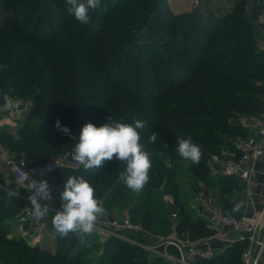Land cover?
<instances>
[{"label":"trees","instance_id":"trees-1","mask_svg":"<svg viewBox=\"0 0 264 264\" xmlns=\"http://www.w3.org/2000/svg\"><path fill=\"white\" fill-rule=\"evenodd\" d=\"M34 1L25 0L30 6L20 13L14 0H0V93L3 99L5 93L14 96L16 105L34 103L17 134L0 126V144L39 168L66 150L72 159L85 123L99 127L110 123V117L129 124L142 120L140 143L150 153L152 168L139 193L120 180L126 164L115 157L93 170L79 165L51 171L45 180L60 194L69 176L83 177L106 213L125 210L157 235L171 233L170 210L176 209L181 229L192 239L208 237L216 229L175 181L177 164L184 160L176 150L177 137L191 138L202 155L199 164L186 160L188 170L218 187L225 212L240 215L246 204L243 182L214 174L210 160L213 154L234 151L242 138L236 137L249 136L243 119L261 117L264 111V18L255 33L249 0H222L215 8L211 0H199L192 10L176 13L165 0H100L87 25L67 12L65 0ZM255 10L264 12V0L255 3ZM42 22L50 26L42 28ZM57 119L71 136L56 130ZM153 133L157 141L150 143ZM164 194L172 196L171 203ZM22 201L14 196L7 205L0 201V264H167L163 257L113 236L98 239L104 250L85 256L91 245L72 233L57 234L55 249L24 243L1 226L2 218L20 210ZM199 264H242L241 245Z\"/></svg>","mask_w":264,"mask_h":264},{"label":"built area","instance_id":"built-area-1","mask_svg":"<svg viewBox=\"0 0 264 264\" xmlns=\"http://www.w3.org/2000/svg\"><path fill=\"white\" fill-rule=\"evenodd\" d=\"M195 1L196 4L199 2V0ZM5 109V106L0 105V116ZM70 154V150H66L43 166L35 168L28 166L24 158L18 157L16 153L0 145V163L7 176L15 183L13 189L8 187L6 189L12 195L28 200L31 193L26 189L32 179L45 180L48 172L77 167ZM262 156H264V111L256 132L247 138L238 139L234 151L230 154L211 156L210 164L217 169V172L235 176L243 182L241 193L246 196L247 201L240 215H231L225 212L212 192L209 193L202 188L196 195L193 205L216 229V232L208 237L192 239L181 229L179 213L176 209L170 210L172 226L168 236L153 234L141 223L129 217L116 218L107 213L98 218L94 232L103 238L113 236L126 239L153 255L163 257L167 264H199L217 257L227 247L236 243L241 245L242 264H264V173L258 166ZM254 182L255 189L252 191L250 184ZM50 189L53 199L47 203L50 210L55 213L60 209L62 201L58 187L50 186ZM163 197L167 202H172L171 195L164 194ZM41 203L46 202L41 201ZM31 207L26 208L27 215H33ZM226 228L234 235L225 232ZM169 247H173V252L168 250Z\"/></svg>","mask_w":264,"mask_h":264},{"label":"clouds","instance_id":"clouds-1","mask_svg":"<svg viewBox=\"0 0 264 264\" xmlns=\"http://www.w3.org/2000/svg\"><path fill=\"white\" fill-rule=\"evenodd\" d=\"M67 12L81 24L90 22V11L100 7V0H65ZM5 107H11L9 96L4 94ZM97 127L88 122L82 127L78 143H76L72 159L82 165L85 170H93L103 166L106 161L114 157L126 164L125 171L120 173V180L128 189L139 193L149 182V173L152 168L150 153L146 151L138 130L145 127V122L135 120L134 123L113 121ZM54 127L64 135L71 136L70 129L63 126L59 119ZM157 135L149 136V142L155 143ZM177 153L184 160L192 164H199L201 149L192 142L191 138L177 137ZM31 194L28 200L33 215L43 218L50 212L49 204L53 197L47 180L32 179L27 184ZM60 209L55 212L52 223L55 231L62 237L70 233L77 235L81 240L95 231L97 220L105 214L102 202L96 197L95 188L83 177L69 176L60 193ZM41 201L46 203L42 204ZM241 205H236L238 210Z\"/></svg>","mask_w":264,"mask_h":264},{"label":"rangeland","instance_id":"rangeland-1","mask_svg":"<svg viewBox=\"0 0 264 264\" xmlns=\"http://www.w3.org/2000/svg\"><path fill=\"white\" fill-rule=\"evenodd\" d=\"M31 1L33 2L34 0H31ZM165 1H166L165 2L166 6H168L169 9H171L172 12H174V13L181 12L184 10H192L196 6L195 0H165ZM211 1L214 4L213 5L214 7H212V8H215V5L219 2H221L222 0H211ZM27 2H25V0H14L15 7H16L15 10L20 12V13L24 12L30 6ZM256 2H257V0H251V2L248 1L247 9H248V13L254 12L255 17H256V22H257V28H258V21L262 20L264 18V12L258 11L256 13V10H255V3ZM56 6L58 9H60L59 2H56ZM13 16L16 17L17 20H21V17H18L15 14ZM163 16L164 17H161L159 20L161 23L165 22L166 13H164ZM49 26L50 25H48L47 23L42 24V28H48ZM261 30L263 31V29H261ZM34 32L38 36H42V34H43L41 31H38L37 29H35ZM260 44H261V42H260ZM161 47H162V45H161ZM28 53L24 56L23 59L26 60L28 58V55H29ZM14 98H15L14 96L9 97L11 107H6L5 111L2 113V116H0V119H1L0 120V126L5 125L11 131H13V133L17 134V130L21 125L20 120L27 116L26 111L29 108H31L34 103L30 100H25V101L18 102L16 105V103H13ZM0 105L5 106V101L2 98L1 93H0ZM249 118H255L256 119L257 117H249ZM258 118L261 119V117H258ZM246 119L247 118L243 119L244 122H246ZM167 129H168V127H167ZM167 129H164V132H166ZM253 129H254V127L248 125L247 129H246V136L251 135ZM238 137L244 138L245 135L244 136H237L236 138H238ZM56 157H58V156H56ZM56 157H54V158H56ZM166 162H168V166L171 165L169 163V162H171L170 158H168L166 160ZM187 165L188 164H187L186 160H181L180 162H178L177 169L175 171V181L179 182V184L181 185L182 195L187 200H189L190 198L192 200H195L197 197L196 195L201 191L202 188H204L207 192H209V193L212 192V194H214L217 202L220 205H222L221 200H220V192H219L218 187H216L215 185H213L211 183H205L204 181L199 180L193 173H191L188 170ZM78 166L79 165L77 164V167ZM210 166H211V164H210ZM216 172H217V169L213 167V173L216 174ZM6 187L13 189L15 187V183L7 176V173L4 169V167L0 163V201L4 202V204L7 205L9 203L10 197L14 196V195H12L6 189ZM56 187L57 186H55V188ZM157 187H159V186H157ZM162 189H163V187H162ZM159 192H160V189H159ZM14 197H17V196H14ZM20 199H22V198H20ZM22 200H23L22 201L23 204H21L22 206H21L20 210H17L14 213H12V215L10 217L2 218V222H1L2 228L7 229L10 236H15V237L21 238L22 242H24V243H28L31 245H39L41 247H47V248L55 249L59 239H58V235H57L58 233L55 231V229L53 227V223H52V217L51 216L54 212H52L50 210L48 215L43 217V218H38V217H35L33 215H27L26 208L31 206V204H30L29 200H25V199H22ZM110 211H112L114 213L112 216L116 217V218H125V217L130 218L131 217L129 212H127L125 210L119 211L116 209H114V210L110 209ZM229 214L233 215L235 213L229 212ZM160 236H164V235H160ZM165 236H168V234ZM98 239L99 240H105L106 237L103 238L97 232H93L92 234L87 235L83 238L84 241L88 242V244L91 245L89 247V249H90L89 251L82 253L83 256L88 255V254L89 255H97L96 253L104 250V248H102L101 245H97V242H101ZM76 250H74L73 252H75ZM168 250L170 252H173V248H171V247H169Z\"/></svg>","mask_w":264,"mask_h":264},{"label":"crops","instance_id":"crops-1","mask_svg":"<svg viewBox=\"0 0 264 264\" xmlns=\"http://www.w3.org/2000/svg\"><path fill=\"white\" fill-rule=\"evenodd\" d=\"M261 46L264 47V38L260 40ZM260 118H248L246 119L247 126L254 127L252 134L256 132L257 126L259 125ZM258 166L260 167L261 171L264 173V156H262L258 162ZM263 182H264V176H263ZM203 184V183H202ZM264 186V185H263ZM250 189L253 191L255 189V182L250 184ZM264 191V190H263ZM244 196V195H243ZM245 201H247L246 196L243 197ZM194 202V201H193ZM225 232H228L229 235H234L233 232L228 230V228L224 229Z\"/></svg>","mask_w":264,"mask_h":264},{"label":"water","instance_id":"water-1","mask_svg":"<svg viewBox=\"0 0 264 264\" xmlns=\"http://www.w3.org/2000/svg\"><path fill=\"white\" fill-rule=\"evenodd\" d=\"M249 2H251V0H249ZM249 19L252 25V29L256 33L257 32V22H256V17H255L254 12L249 13Z\"/></svg>","mask_w":264,"mask_h":264}]
</instances>
